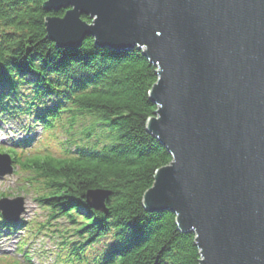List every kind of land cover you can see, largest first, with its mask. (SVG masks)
Instances as JSON below:
<instances>
[{
	"label": "water",
	"instance_id": "95a60500",
	"mask_svg": "<svg viewBox=\"0 0 264 264\" xmlns=\"http://www.w3.org/2000/svg\"><path fill=\"white\" fill-rule=\"evenodd\" d=\"M43 10L65 11L46 20L58 49L92 37L156 66L147 130L172 162L145 210L174 214L200 264H264V0H46ZM108 197L88 203L103 211Z\"/></svg>",
	"mask_w": 264,
	"mask_h": 264
},
{
	"label": "trees",
	"instance_id": "16d2710c",
	"mask_svg": "<svg viewBox=\"0 0 264 264\" xmlns=\"http://www.w3.org/2000/svg\"><path fill=\"white\" fill-rule=\"evenodd\" d=\"M45 2L0 0V72L12 88L16 76L44 79L36 83L39 92L56 90L53 97L69 108L64 109L66 143L81 137L89 148L75 161L47 155L16 164L24 173H41L58 214L76 223L72 212L84 211L78 215L80 233L93 242L106 240L103 264H200L195 235L180 232L174 214L144 208L157 172L172 162L147 131L157 111L150 99L156 66L137 48L102 49L92 37L77 49H58L48 38L46 20L65 11L46 14ZM82 21L92 24L85 16ZM44 127L54 136L53 124ZM95 191L109 193L106 214L86 204L87 194Z\"/></svg>",
	"mask_w": 264,
	"mask_h": 264
},
{
	"label": "rangeland",
	"instance_id": "374dc122",
	"mask_svg": "<svg viewBox=\"0 0 264 264\" xmlns=\"http://www.w3.org/2000/svg\"><path fill=\"white\" fill-rule=\"evenodd\" d=\"M14 125V122H10L8 125L1 127L0 123V148L10 149L11 145L19 140V137L21 140L25 138V131L21 133L22 136L18 135V138L16 137V134L13 132ZM40 133L41 130L39 129L38 131H34L31 134L32 136L36 137L35 141L43 138V134L40 135ZM43 140L44 145L51 147V143L48 142L47 139L44 138ZM41 145L42 143L39 142L32 151L35 152L41 147ZM16 182L17 178H15L14 175L12 177L1 179L0 193H6L7 196L5 197L8 198L24 199L26 213L23 215L24 217L21 222L23 221L22 226H24L25 223L29 226L27 227L25 225L21 233L14 232L13 235L8 234L7 236H5L7 232L1 229L2 234H0V251L12 254V252L17 248L18 243L25 241L26 243L29 242L30 250L32 251H30V255L33 258L34 264H57L55 263V258L51 255L52 251H54V243L49 239V237L45 236V232H43L40 227V224L46 221V213L38 208V204L33 202L32 198L25 199L30 194L36 192V186L34 185V182H30L29 186L27 185L25 189L14 190ZM26 246L28 247L27 244ZM28 249L29 247L27 250ZM20 256L21 257H19V260L23 261L22 255ZM0 257H3V255H0ZM13 259L14 256L8 257L7 259L3 260L1 264H14Z\"/></svg>",
	"mask_w": 264,
	"mask_h": 264
},
{
	"label": "bare ground",
	"instance_id": "6f19581e",
	"mask_svg": "<svg viewBox=\"0 0 264 264\" xmlns=\"http://www.w3.org/2000/svg\"><path fill=\"white\" fill-rule=\"evenodd\" d=\"M147 212H149L148 210H146Z\"/></svg>",
	"mask_w": 264,
	"mask_h": 264
}]
</instances>
